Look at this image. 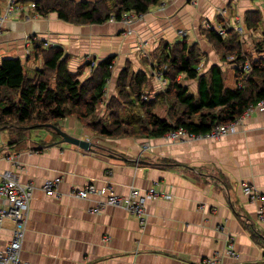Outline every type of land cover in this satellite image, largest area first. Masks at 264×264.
Here are the masks:
<instances>
[{"label": "crops", "instance_id": "obj_1", "mask_svg": "<svg viewBox=\"0 0 264 264\" xmlns=\"http://www.w3.org/2000/svg\"><path fill=\"white\" fill-rule=\"evenodd\" d=\"M162 3L152 5L130 24L111 19L80 25L56 13L13 17L0 23V61L21 58L28 68H41L43 61L26 47L27 36L36 35L38 43L51 42L65 50L71 71L114 56L118 76L127 61L135 70L150 71L151 63L141 61L145 54L151 61L163 43L184 38L209 57L208 68L221 65L203 33L206 22L216 26L239 18L247 28L244 50L251 34L254 39L261 37L256 42L264 38V0ZM5 4L2 0L1 9ZM250 23L254 29L248 27ZM259 56L264 58V53ZM235 76L236 72L233 83ZM73 120L77 119H64L63 129L73 134L69 131L73 126L77 132L73 136L93 142L90 133H78L80 126ZM237 127L220 138L184 141L167 135L98 138L99 144L92 143L90 150L63 142L58 133L59 139L48 131L40 139H31L30 134L21 138L8 130L13 134L6 132L8 137L0 141V172L14 170L22 183L35 185L22 258L32 264H204L220 256L224 264H264V223L258 220L261 202L242 191V184L250 183L264 193V112H253ZM56 177L61 182L56 194L49 196L42 186ZM90 183L110 186L122 195L134 188L145 192L154 187L161 195L147 201L148 222L142 227L122 206L106 204L101 212H92L95 205L106 202L107 193L79 197L77 191ZM14 227L10 218L0 225V248L10 243ZM231 245L237 258L227 253Z\"/></svg>", "mask_w": 264, "mask_h": 264}, {"label": "trees", "instance_id": "obj_2", "mask_svg": "<svg viewBox=\"0 0 264 264\" xmlns=\"http://www.w3.org/2000/svg\"><path fill=\"white\" fill-rule=\"evenodd\" d=\"M162 1L34 0V12L37 17L56 13L60 19L74 24H102L111 19L120 21L127 13L141 16ZM250 19L254 20L255 16ZM219 24L226 26L225 21ZM248 27L254 29L255 24L250 23ZM205 29L203 33L221 60L225 61L230 54L239 66L250 62L252 69L248 73L242 68L235 70L234 86L226 84V74L220 64H213L207 72L200 71L204 54L197 44H191L187 38L163 43L158 54H152V62H147L151 63L150 71L136 72L129 64L119 73L118 96L107 105L108 108L123 105L127 113L114 114L108 123L91 122V130L107 138H160L181 128L189 134L203 136L217 126L237 120L252 104L264 100V58L251 60L243 52L239 34L231 29L225 37L215 29ZM37 41L32 53L42 59L43 66L34 70V76L27 74L29 71L21 58L0 61V126H14L18 131L22 127H47L68 117L84 123L95 119L114 75L115 57L101 61L97 69L93 68L90 78L81 80V70L69 69L68 56L62 47L45 48ZM256 49L258 54L264 53V38L256 42ZM157 73L165 78L167 86L149 98L145 93L152 89ZM180 76L196 80L197 91L193 92ZM159 107H165L166 116L158 113Z\"/></svg>", "mask_w": 264, "mask_h": 264}, {"label": "built area", "instance_id": "obj_3", "mask_svg": "<svg viewBox=\"0 0 264 264\" xmlns=\"http://www.w3.org/2000/svg\"><path fill=\"white\" fill-rule=\"evenodd\" d=\"M166 1V0H163ZM162 1V2H163ZM28 5H25V0H7L5 14L0 12V22L6 21L5 16H23L24 19L30 18V13L28 10L35 8L34 0L27 1ZM161 3L163 5L164 3ZM136 18V15L127 13L123 16V21L126 24L131 23ZM235 29L237 32L243 34L244 31H240L239 26H241V20L235 18L234 20ZM209 29H215L220 35H225L227 33V28L217 24L216 26L208 25ZM185 35V32H180ZM36 36V35H34ZM33 35L27 36L29 43L32 41ZM244 71L247 73L252 69L251 65L245 63L243 65ZM246 73V74H247ZM158 75L160 73H157ZM253 112L262 113L264 112V100L259 101L256 104H252L246 111L235 121L220 125L215 127L206 136L219 138L223 135L228 134L231 130H235L241 121H243L247 116L251 115ZM173 138H179L180 134H186L187 136H194V134H189L184 129H177L169 133ZM61 182V177H56L54 179H48L44 182L42 188L49 196L56 194L57 187ZM35 185L32 183H22L19 179L18 174L14 170H5L0 172V225L10 218L14 221V235L10 243L5 248H0V264H32L29 260H24L22 258L23 244L26 238L27 224L30 215L31 200L34 194ZM242 191L248 195L251 199H256L261 202L260 208L258 210V220L264 223V193H262L253 184L243 183ZM109 192V194H108ZM107 193V194H106ZM81 198H88L91 194L94 195H107L106 202H101L91 208L92 212H101L106 204L113 206H122L128 212L134 214L142 227H144L148 222L147 213V201L151 198H156L160 196V192L154 187H151L145 192H141L137 189L131 191L130 194L126 196H121L115 192L111 191V188L104 187L99 188L95 184L90 183L84 189L77 191L76 193ZM227 253L233 257H238V255L233 251L232 245L227 250ZM204 264H224L220 256H214L205 260Z\"/></svg>", "mask_w": 264, "mask_h": 264}, {"label": "rangeland", "instance_id": "obj_4", "mask_svg": "<svg viewBox=\"0 0 264 264\" xmlns=\"http://www.w3.org/2000/svg\"><path fill=\"white\" fill-rule=\"evenodd\" d=\"M25 1H29V0H25ZM81 1V0H80ZM92 1V0H91ZM6 4H7V0H6ZM6 4H5V6H6ZM25 5H28V2H26L25 3ZM5 8L6 7H4L3 9H1L0 10V12H2L3 11V13L2 14H5ZM32 10H34V9H32ZM31 8L28 10V12L30 13V15L32 16V17H30L29 19H31V18H33V15L31 14ZM8 15V13L6 12V15H4L5 16V19L6 20H8V19H11V18H13V17H9V16H7ZM0 17H1V15H0ZM14 17H16V16H14ZM235 17V16H234ZM235 18H237V17H235ZM235 18H234V20H235ZM234 20H231L230 22H226V28H227V31L229 30V29H231V30H233L234 32H236V33H238L239 34V36H240V38H241V40H242V49H243V52L245 53V54H247L248 56H249V58L252 60V59H256V58H258V57H256L257 56V52H256V40L257 39H259V38H261L260 36H258V35H256L255 36V38H257V39H254V35H250V38H249V40L248 41H246L247 43H246V46H245V50H246V52H245V50H244V41H245V39H243L244 38V35H245V33H246V31H247V28L246 27H243V25H242V23H241V26H239L240 27V29H238V30H240V31H244V33L243 34H241V33H239V32H237V30L235 29V27H237L236 25H234ZM123 21V20H122ZM124 22V21H123ZM1 23V22H0ZM125 23V22H124ZM130 24V23H129ZM221 26H223L222 24H220ZM1 27V26H0ZM1 30H2V28H0V32H1ZM249 31H251V30H249ZM249 33V32H248ZM219 34V33H218ZM182 35V34H181ZM185 35H186V33H185ZM184 35V36H185ZM220 35V34H219ZM221 36H223V37H225V36H227V33L225 34V35H221ZM259 37V38H258ZM27 40H28V38H27ZM255 40V41H254ZM38 44H42L43 46H48V47H53V46H56V45H54V44H52L51 42H43V41H40V43H38ZM198 45V44H197ZM47 47V48H48ZM198 47H199V45H198ZM215 49V48H214ZM153 56H156L157 54H158V49H156L153 53ZM148 55L149 54H145V56L146 57H142V59H141V61H142V63L145 61L146 63L148 62V61H150L149 59L151 58H148ZM229 55V57L225 60V61H223V60H221V65L223 66V68H224V71H225V76H226V84L228 85V86H231V85H233L234 86V83H233V77H234V75H235V71L234 70H238V68H242V70H244L243 69V66L242 65H237V63L234 61V56H230V54H228ZM152 56V57H153ZM219 56V58H221V56L220 55H218ZM258 56H259V54H258ZM259 57H261V56H259ZM208 59H209V57H207ZM205 56H203L202 57V61H201V63H200V71L201 72H207L208 70H209V68L211 67V65H210V67L208 68V64L211 62L210 61V59L208 60ZM262 58V57H261ZM40 59V58H39ZM249 59V60H250ZM41 61H42V59H40ZM152 60H153V58L151 59V62H152ZM214 60V59H213ZM247 63L248 64H250V62L249 61H247ZM131 65L130 67L134 70V71H139V70H135V67H134V65H133V63L131 62V61H127V63L125 64V65ZM215 64H218V63H215ZM251 65V64H250ZM93 66V67H92ZM92 66L90 65V66H88L87 65V67L86 66H84V67H82V68H80L79 69V71L81 72V76H80V78H81V80H86V79H88V78H90L92 75H93V73H94V71H92L93 70V68H94V70L95 69H97V66H98V64H94V63H92ZM115 67H116V63H115V65H114V67H113V74H114V76L112 77V79H110V81H109V84L107 85V95H105L104 96V98H103V101L101 102V104H99V108H98V111H97V116H96V118L95 119H89L86 123H84V122H81L80 120H73V121H75V123H77V124H79L78 126H80V127H82V129L83 130H81L80 129V127L77 129V131H78V133H82V132H86L87 134H91L92 135V139H95V140H93V142H91V143H93L94 145H96V144H99V142H98V138H106V137H104V136H101V135H99L96 131H93V130H91V127H90V124H95V123H97V122H99V123H101L102 121H106V123H108V122H110V120H111V118L113 117V115L115 114H125V113H127V108L125 107V106H117V107H111V108H108V103L109 104H112L111 103V100L113 99V98H115V97H117L118 95H117V87H116V81H117V78H118V76H116V72H117V69L115 70ZM26 69L29 71L27 74L29 75V76H34V69H31V68H28V66H26ZM119 75V74H118ZM247 75L248 74H246L245 75V77H247ZM115 78V79H114ZM180 78H181V81H183L186 85H188L189 87H190V89L191 90H194L195 89V83H197V81L196 80H186V79H184V77H182V76H180ZM114 82H115V91H114ZM152 85H153V87H152V89H150L149 91H146V93H145V96L147 95L149 98H153L154 97V95L157 93V92H159V91H163V90H165V88H166V86H167V82H166V80H165V78L161 75V74H159V75H154V79H153V82H152ZM146 98V97H145ZM158 113L161 115V116H166V114H167V112H166V110H165V107H159L158 108ZM114 115V116H115ZM68 118H74V117H68ZM68 118H65V119H68ZM75 119V118H74ZM63 120L64 119H61V120H59V122H56V124H52V125H55V126H58L59 128H61L62 130H64L63 128L65 127V126H63ZM92 120V121H91ZM91 122H93V123H91ZM242 122V121H241ZM241 122L240 123H238V125H241ZM66 126L67 125H70V120L69 121H67V123L65 124ZM3 125H1L0 126V141L2 140V138H6V137H8V134L9 135H11V134H13V133H9V132H11L12 130H13V132H18L19 134H20V136H21V138L23 137V136H25L26 134H30V137H31V139H40V138H42L43 137V133L45 132V131H48V132H50L55 138H58L57 137V131L55 130V129H53V128H51V127H49V126H44V127H42V128H28V127H22V128H20L18 131H16V128L14 127V126H3ZM69 127V126H68ZM73 126H71L70 127V132H72L73 134H75V133H77L73 128H72ZM236 129L238 128V127H235ZM1 129H6V131L5 130H1ZM235 129V130H236ZM8 130H9V132H8ZM11 130V131H10ZM234 129L233 130H231L230 132H233V131H235ZM65 131V130H64ZM8 133V134H5V133ZM67 132V131H66ZM229 132V133H230ZM55 133L57 134V135H55ZM73 134H71V135H73ZM227 135V134H226ZM59 136V135H58ZM166 136V135H165ZM167 136L171 139V140H175V141H184V140H188V139H197V137H210V136H206V135H203V136H199V135H194V136H187L186 134H180V137L177 139V138H173V137H171L170 136V134H167ZM224 136V135H223ZM222 137V136H221ZM80 138V137H79ZM119 138H123V137H119ZM212 138H216V137H212ZM220 138V137H219ZM59 139V138H58ZM82 139V138H81ZM85 139V138H84ZM96 143V144H95ZM92 144V145H93ZM93 145V146H94ZM147 146H148V144H147ZM146 147V146H145ZM111 150H113V149H111ZM16 161L13 159V163H15ZM16 172V171H15ZM17 173V172H16ZM250 184V183H249ZM108 188H111V191L112 192H114L113 190H112V187H110V186H107ZM134 189H136V188H134ZM134 189H132V190H134ZM138 190V189H137ZM140 191V190H139ZM119 195H121V196H126V195H122V194H119Z\"/></svg>", "mask_w": 264, "mask_h": 264}, {"label": "water", "instance_id": "obj_5", "mask_svg": "<svg viewBox=\"0 0 264 264\" xmlns=\"http://www.w3.org/2000/svg\"><path fill=\"white\" fill-rule=\"evenodd\" d=\"M49 127L53 128L57 131V133L62 137L63 142L72 143V144H75V145L80 146V147L87 149V150H90L93 148L92 143L88 140H84V139H81L79 137H75V136L69 134L68 132L62 130L58 126L49 125Z\"/></svg>", "mask_w": 264, "mask_h": 264}, {"label": "bare ground", "instance_id": "obj_6", "mask_svg": "<svg viewBox=\"0 0 264 264\" xmlns=\"http://www.w3.org/2000/svg\"><path fill=\"white\" fill-rule=\"evenodd\" d=\"M25 2H27V1H25ZM31 10H32V9H31ZM31 14L33 15V18L37 17V15L35 14V12H34L33 10L31 11ZM30 17H32V16L30 15ZM218 24H219V23H218ZM208 25H213V24H212L211 22H206L205 27H206L207 29H209V28H208ZM38 39H39L38 36H33V37H32V41H31V43H29V39L26 40V47H27V49L30 51V53L33 51L34 46H35V42H36Z\"/></svg>", "mask_w": 264, "mask_h": 264}]
</instances>
